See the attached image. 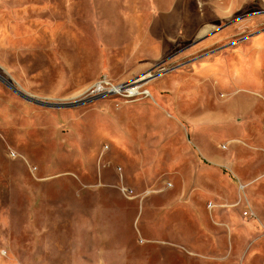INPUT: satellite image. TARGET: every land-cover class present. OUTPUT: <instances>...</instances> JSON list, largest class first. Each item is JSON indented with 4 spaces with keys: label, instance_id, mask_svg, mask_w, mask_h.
<instances>
[{
    "label": "rangeland",
    "instance_id": "rangeland-1",
    "mask_svg": "<svg viewBox=\"0 0 264 264\" xmlns=\"http://www.w3.org/2000/svg\"><path fill=\"white\" fill-rule=\"evenodd\" d=\"M202 9L0 0V264H264V72L226 67L218 86L200 71L189 96L156 95L192 72L178 57ZM262 15L252 0L233 19ZM254 32L190 59L229 65ZM104 77L149 97L93 98Z\"/></svg>",
    "mask_w": 264,
    "mask_h": 264
},
{
    "label": "crops",
    "instance_id": "crops-1",
    "mask_svg": "<svg viewBox=\"0 0 264 264\" xmlns=\"http://www.w3.org/2000/svg\"><path fill=\"white\" fill-rule=\"evenodd\" d=\"M196 8L202 7V20H197L196 15L193 19L190 17V22H194L195 26L193 28V33L195 36L194 43L187 48L182 55L178 57V59L183 57L181 61L195 62L191 64L189 77H185V74H178L183 77L182 82L174 83L173 78L169 81L170 78L164 77L163 81V90L161 92H157V98L161 99V93L166 91L170 87L173 89L172 92L175 95L176 100L179 98L189 96L190 91H188L185 86L187 82H191L192 78H196V74L200 71L208 72L211 71L213 75H207V79H210L212 83H216L218 86L220 81L216 80V78H223L226 73V67L230 70L237 71L238 67H243V70L264 72V38H261L259 34L261 33V27L264 24V15L251 17L250 19L238 18L233 19L236 15L245 10L252 0H193ZM159 5L160 2L158 1ZM179 6V5H177ZM173 12H175L173 10ZM163 18L161 19L163 22L173 21V17L170 18L169 11L165 12ZM184 16V15H181ZM154 17V16H151ZM188 17V18H189ZM155 18V17H154ZM165 19V20H163ZM184 19V18H183ZM187 18L183 20V22H187ZM157 20V19H156ZM160 20V21H161ZM152 21V19H151ZM159 21V22H160ZM198 21V22H197ZM157 22V21H155ZM255 31L254 37L259 36L253 40L251 46L249 48H244L240 51V53H235L230 55L229 60L231 64L227 65L226 59L223 57L217 58L218 54L210 55L208 58L197 61L191 60L193 56L200 54L203 51L208 50L212 52L213 50H217L226 44H229L234 40L235 37L239 36L242 33H247L248 31ZM220 54V53H219ZM191 58V59H190ZM191 60V61H190ZM207 61L205 64H199L198 62ZM196 64V65H195ZM227 65V66H226ZM253 76V75H252ZM206 79V78H205ZM213 80H215L213 82ZM259 89L258 91H264V82L258 83ZM264 95H260L259 100L263 99ZM264 156V155H263ZM38 180H46L45 178H39ZM31 252V250H30ZM3 251L1 252V254ZM3 255V254H2ZM7 255V252H6ZM13 256L11 254L8 255L7 264H13Z\"/></svg>",
    "mask_w": 264,
    "mask_h": 264
},
{
    "label": "built area",
    "instance_id": "built-area-1",
    "mask_svg": "<svg viewBox=\"0 0 264 264\" xmlns=\"http://www.w3.org/2000/svg\"><path fill=\"white\" fill-rule=\"evenodd\" d=\"M250 37H247V36H242L241 39H239V41H243L244 39H248ZM241 43H236L235 45L234 44H231L232 47H235V46H239ZM228 44V46H231ZM222 48L224 47H221L219 48L218 50L216 51H219L221 50ZM216 51H213V52H216ZM212 53V52H211ZM210 53V54H211ZM208 55H209V52H208ZM206 56V54H205ZM159 68H163V66H159ZM164 75V72L161 74V76ZM134 84H129V85H125V86H116L114 84H112L107 77H104L100 82H98L97 84L94 85V87L90 90L91 92V95H95L93 98H99L101 96H120V97H123V98H127V99H130V98H139L140 96H145V97H149L148 94H145V91L147 90H144V91H141V89L143 88V86L139 85V86H133ZM132 89H136V95L134 96H131V93L130 91ZM148 92V91H147ZM263 99H264V96H263ZM242 190L244 191L246 186L242 185L241 186ZM123 194L125 197L127 198H133V191L132 190H129L127 188H124L122 190ZM244 216L245 217H252V213L250 211H246L244 213Z\"/></svg>",
    "mask_w": 264,
    "mask_h": 264
},
{
    "label": "bare ground",
    "instance_id": "bare-ground-1",
    "mask_svg": "<svg viewBox=\"0 0 264 264\" xmlns=\"http://www.w3.org/2000/svg\"><path fill=\"white\" fill-rule=\"evenodd\" d=\"M131 92V96H134V95H136V92L135 91H130Z\"/></svg>",
    "mask_w": 264,
    "mask_h": 264
},
{
    "label": "water",
    "instance_id": "water-1",
    "mask_svg": "<svg viewBox=\"0 0 264 264\" xmlns=\"http://www.w3.org/2000/svg\"><path fill=\"white\" fill-rule=\"evenodd\" d=\"M34 102V101H33ZM50 107H53V108H59V106H50Z\"/></svg>",
    "mask_w": 264,
    "mask_h": 264
}]
</instances>
